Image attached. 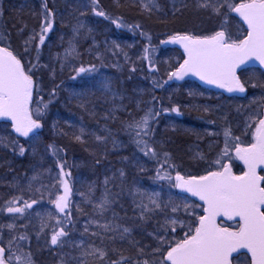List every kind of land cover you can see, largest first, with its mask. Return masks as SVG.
Returning <instances> with one entry per match:
<instances>
[{
	"label": "rangeland",
	"instance_id": "rangeland-1",
	"mask_svg": "<svg viewBox=\"0 0 264 264\" xmlns=\"http://www.w3.org/2000/svg\"><path fill=\"white\" fill-rule=\"evenodd\" d=\"M19 1L10 0L12 6L15 3H19ZM54 1L53 8L59 11L58 4L56 0ZM57 1L59 4L63 3L61 7L65 9V12L61 13V18L64 22L61 28L55 27L52 30V34L55 33L60 44L57 46L53 45V41L55 42L56 38L48 31L45 35L53 37L54 40L47 44V48L43 53L40 51L34 52L33 49L38 42V38L44 36L42 33L44 34L45 31H42L43 25L36 23L38 22V18H35V22L33 20L34 16L32 17V15H29L30 12H28V17H32V21L36 25L34 28L33 23L26 21V25L18 32L21 42L18 45L20 52H17L24 59L27 67L36 68L38 77L42 81L41 87L45 88L46 93L51 94V92L55 91V96L59 95L61 89L67 85L70 67L74 64L76 66L77 64H81V62H78L81 49L78 42H83L84 44L87 40H92L95 33L92 25L99 27V23L94 24L92 22L93 15L89 12L93 10L90 8L91 5L88 2L84 0ZM132 1L140 3L143 9L148 12L161 10V0ZM198 1L202 8L207 11L209 10L204 6L217 8L215 12H210L213 16L224 20V13L227 10L230 11L233 6L230 0ZM26 2L27 0L23 1V3ZM170 3L171 11H176L178 9V2L175 0ZM13 10L14 7H12L11 11ZM95 16L97 15L95 14ZM70 21L72 22L73 38L77 39L76 44H73L72 41L70 44H67L66 36L68 31L66 30ZM225 26H229L233 31L232 40H242L246 35L242 25L234 19H226ZM116 28L117 34L115 38L123 40L122 48L118 49L116 55L120 56L121 50H125L124 63H128L130 60L133 61V58L134 64L142 62V51L137 49V45L134 42L127 40L126 37L123 38L119 34V27L116 26ZM107 29L108 32L112 31L111 27ZM1 39L2 34L0 33ZM93 41L91 42L92 44L95 43ZM95 49L99 50V45H96ZM102 55V53H99L100 58ZM41 57L43 60L39 62L38 59ZM161 59L169 75L180 65L182 55L177 51H169ZM109 65L111 69H114V72H110L107 75L104 81L105 84L98 85V88L101 87L100 90L111 91L108 85L113 80H115V87L118 83H123L121 80L122 75H127L128 81L131 82V74L122 70L121 67L123 65L120 62ZM93 73L95 80L100 81L99 70L96 69ZM131 73H136V67H132ZM137 77L144 85L141 88H136L132 83L130 89H133L134 94H136L135 96H137L134 101H139V95H142L145 89L151 90L149 83L146 84L142 75ZM242 79L251 90L250 96L244 100L225 99L216 92L200 88L193 82H188L183 85L170 86L164 91V96L170 95L171 101H174V104L177 103V105H134L136 109H141L140 111L148 107L151 117L147 120L144 116L143 123L133 126L137 134L135 136H143V139H145L137 140V142L141 144L145 143V145L141 152L137 150V154L135 152L133 156L130 154L124 158L119 156V153L126 149L125 146L127 144L125 142L120 143L114 140L116 142L113 146L106 143L100 144L102 141H107V143L112 142V133H106L104 138H100L99 135L101 133L92 131L93 135L91 134V138H88V142L90 141L88 148L91 150L89 158H92V162H89V165H97L98 167L99 163H94L96 159H100L104 164H102L100 171H97V168L93 167L96 171V176H92L89 179L84 177L83 183H81V178L78 179L80 188H83V192H85L84 194L82 193V197H80L81 194L79 195V199L83 200V206H87L85 211L91 219L88 221L86 219L84 224L81 225V230L72 231L74 236L83 234L84 238L82 240H68L65 246L69 247V250L65 254L59 255L58 259L53 255L54 250L52 248L55 241L53 233L59 224L57 223L53 207L55 208L54 205L58 201L59 191L56 185L60 181V175L54 172L53 167L58 166L62 161L56 157V153L44 147L43 136L36 137L31 140L27 147L23 148L13 139L7 126H0V137H8L11 145L13 144L16 147V151L11 146L7 148L8 154L11 155L7 163L10 165L13 162L12 155L18 156V159L22 160L18 165V169L25 170L29 174L27 173L23 176L22 172H20L19 183L21 186H26L27 194L31 193V198L29 197L31 201L26 199L25 203L21 199H15L13 202H9L10 205L4 210L10 198H15V194L12 193L10 197L12 185L6 183L3 178H0V189L5 192V194L0 192V215L7 212L13 215L15 214V210H24V215L9 219H19L28 223V219L31 217L32 220L38 223V235L35 236L33 241L28 238V241L22 244L19 250L25 251L27 254L30 253L29 255H33V252L36 253L34 260L35 262H42L41 264H133L135 262L134 259L129 257L132 253L134 255L138 253L146 254V256L152 259L150 264H164L163 257L166 251L179 242L184 241L196 230L197 219L201 217L203 209L190 198L180 196L174 191L171 179L174 171L172 173H168V171L170 167L177 163L179 164V162L174 163L172 161H176V156L173 153L168 155L163 153V142L167 138V133L171 134L170 131H167L181 128L185 132H191L194 144L188 149L181 148V154L182 158L190 159V164H194L192 168L202 171L207 166L217 167L219 165L217 170H220L226 161H231L232 157L230 153L232 148L236 146V142L234 144L232 141H228L231 140L229 138L231 137V131L237 134L243 144L248 145L250 134L262 117L264 104V77L262 73L254 68L249 69L242 73ZM83 83L89 82L83 81ZM78 90L79 88H75L72 93ZM131 97L129 99H132ZM68 99L70 98L68 97ZM65 102H60V104ZM80 102L86 103V100ZM66 105L73 104L72 102H66ZM154 107H158L159 111L155 112ZM189 111L198 115L192 117ZM36 113H39L38 116L43 118L46 124L48 123L47 133L50 136H55L56 130L64 129L65 125H67L61 122L59 119L60 114L55 110L36 109ZM93 119L95 120V118L91 117L88 120ZM104 120L109 121V118L105 117ZM80 121L81 119H77L74 125H82ZM146 126H149V128L147 129ZM225 129L230 131L226 132ZM102 130L105 133L106 130ZM200 132L204 134L202 139L197 137V133ZM118 135L121 137L120 132ZM225 135L228 136V140L223 139ZM219 156H221V160ZM225 157H227L226 160L222 161ZM83 158L85 157L81 159ZM57 162H59L58 165ZM84 162L85 160H76L73 163L78 168L81 166L83 169L87 165ZM111 162L115 164L113 168L108 167ZM127 167L144 175L141 179H138L137 176L133 177L134 181L130 188L128 187L129 183L126 181ZM78 168H76L77 171ZM234 168L237 172H241L238 165H234ZM161 171L164 172L161 173ZM121 187L129 190L128 196L119 197ZM110 191H114L115 193V203L113 204L110 202L109 197L104 196V194H110ZM99 194L100 196L103 195V197H98ZM86 198L89 201H85L84 199ZM80 200L79 203H81ZM29 202L42 204V208L38 209L36 214L33 212L37 217L28 211L27 205ZM14 205L17 206V209L13 208ZM102 216L105 218L100 219ZM132 218H136L140 222H146V225L154 223L158 227L162 226L163 231L150 232L151 229L147 228L146 232H138L136 227L126 224L131 222ZM158 219L163 222V225H160L161 222ZM47 220L50 222H46ZM11 222L12 226L6 225L12 230L16 222ZM62 225H64V222ZM47 231L51 232L49 238L47 235H44ZM2 233L3 229L0 226V244L5 248L19 245L18 231L13 232L11 237H5ZM29 234V231L20 232L19 236L27 238ZM137 246L140 252L136 249ZM50 250L52 260H47L45 253H49ZM121 253L126 255L122 259L119 256ZM112 256L116 259L111 261ZM17 257L15 256V258ZM241 260L239 263L236 261L235 264H245V262L249 264L247 259L246 261L244 259ZM23 261L25 262V259ZM10 263H13V261L10 260Z\"/></svg>",
	"mask_w": 264,
	"mask_h": 264
},
{
	"label": "water",
	"instance_id": "water-1",
	"mask_svg": "<svg viewBox=\"0 0 264 264\" xmlns=\"http://www.w3.org/2000/svg\"><path fill=\"white\" fill-rule=\"evenodd\" d=\"M233 15L248 32L239 44H228L224 33L205 39L179 36L162 43L164 49H177L184 56L171 83L193 80L229 98L247 96L239 73L250 66L264 73V0L239 5ZM34 90V80L26 75L22 62L0 47V122H11L13 132L25 140L42 131L30 110ZM233 155L244 169L241 176L229 164L200 178L174 176L177 193L189 196L204 210L194 236L169 250L167 264H233L241 254H247L251 264H264V118L252 146H238ZM221 221L240 227L222 228ZM5 255L0 246V264H8Z\"/></svg>",
	"mask_w": 264,
	"mask_h": 264
},
{
	"label": "bare ground",
	"instance_id": "bare-ground-1",
	"mask_svg": "<svg viewBox=\"0 0 264 264\" xmlns=\"http://www.w3.org/2000/svg\"><path fill=\"white\" fill-rule=\"evenodd\" d=\"M98 1V0H97ZM104 3L103 4H107L108 7L112 6L113 4H122V0H102ZM124 3L126 4H130L132 6H134L136 9V12H138L139 14H141V17H143L144 21H145V30L147 31V33L150 34H157L158 36H154L156 37L157 40H159V42L165 41L167 39L170 38H175V37H179V36H189L191 38L194 39H205L206 36L203 35H199V34H203L206 29L204 28H197V25H193V28L191 30V32H187V33H178V32H170L171 30L162 24L161 20H164V18L171 19L174 15H176L177 13H190L193 9V6L195 7L196 2L198 3V6H196V8L198 10H202L204 12H208L207 10L203 9L201 4L199 3L198 0H176L178 2V9L176 11H171V7H170V2L175 1V0H161L160 5H161V10H154L151 12L145 11L142 7V5L140 3H138L137 1H132V0H123ZM256 1H263V0H245V1H241L237 4H233L232 9L230 11H226L230 17V19H234L236 21H238L242 27L244 28L246 34L248 35L247 30L245 29L243 23L236 18L233 15V10L239 6V5H243V4H247V3H252V2H256ZM57 4H58V10L59 12H65V9H63L62 4H59V2L56 0ZM193 2V3H192ZM105 4V5H106ZM206 9H208L209 11H211L212 13L215 12L217 10V8H213L211 6H204ZM179 11V12H178ZM207 16L203 17V19L206 21L207 20ZM210 19V18H209ZM69 26L68 29L66 31H68L67 36H66V40H67V44H70L71 41L74 42V38H73V29H72V22H68ZM205 25V23H204ZM110 28L109 23L105 22V21H101V27H95L92 25V28L95 29V33H94V38L92 39V41L94 40L95 43L92 44L89 41H86L84 43V45L81 47L80 49V58L78 62H84L85 60L91 58L92 56V52L90 50V48L88 47L89 45L92 46V49L94 50L96 45H99V52L102 53V60H105L107 63L114 65L117 62H120L121 65H123L121 68L123 71L131 74L130 76V80L131 82L128 81V76H121V80L123 81V83H118V85L116 87L110 88L111 91L106 92L103 90H100L101 87L97 88V89H90V88H84L81 91V96L83 97V100H86V103H81L78 101H73V107L71 109V115H69V119L71 120L73 118V116L77 115L78 113H82L86 116L89 117H93L95 118L94 121H89L87 123V126L89 128L88 133H91V131L94 132H99L101 133L99 136L100 138H104L106 136V133L111 134L112 133V137L111 139L113 140L110 143H107L102 141L100 144H109L110 146H113L114 143L120 142V143H124V141L121 140V137L118 135V133L120 132V128L119 127H115V124H118L120 126L126 125V121H132L133 119H136V121H139V119H141V122L143 123L144 121V116L146 117V119L148 120L151 115H149V108H144L143 111H140L141 109H136L134 105H177L174 104V101L172 102L170 99V95H166L164 96V91H166L167 88H169L170 86H174V85H170L168 84V80L170 77V74L168 75V71L166 70L165 67L162 68V72L163 74L166 76V80L167 82H165L162 86V88L160 90L155 89L153 86H150L151 90L149 89H145L144 93L141 95H139V101H134L135 98H137V96H135L136 94H134V90L130 89V87L132 86V83L135 85L136 88H141L143 87V82L137 77L142 75L141 73L138 72V70L136 69V73H131V69L132 67H136V64L133 63V61L130 60L128 61V63H124L123 62V57L126 54L124 51L125 50H121V55L118 56L116 55V53L118 52V49L122 48L123 45V40H118L115 38V35L113 32H108L107 28ZM201 27V26H200ZM71 28V29H70ZM108 32V33H106ZM197 34V35H195ZM92 38V37H91ZM127 40H130L129 38H127ZM93 41V42H94ZM228 44H230L229 42H227ZM139 47H141L142 43L141 41L138 42ZM95 56V60H97L99 58V54H97L96 52H94ZM76 60V58H75ZM255 69V66H250L248 68H246L245 70H243L242 72L239 73V78L241 81H244L242 79V73H244L245 71L249 70V69ZM76 71V68L74 66L70 67L69 73H74ZM125 74V73H124ZM263 77L264 74L262 73ZM146 81V76L142 75ZM144 79H142L144 81ZM148 82H146L147 84ZM86 91V92H85ZM167 93V92H166ZM165 93V94H166ZM181 95V94H180ZM132 96V99H129V97ZM91 99V100H90ZM69 101L68 99L66 100V102ZM170 107V106H169ZM123 111H126L125 113H121ZM191 113L192 117H196L198 114H195L191 111H189ZM73 115V116H72ZM124 115V117H123ZM156 116V114H154ZM111 116V117H110ZM158 116V114H157ZM105 117L109 118V121L104 120ZM146 128L148 129L149 126H146ZM145 128V129H146ZM105 129V133H103V130ZM171 132L170 135H168L167 139L163 142V153L165 155L171 154L172 153V147L174 145H177L178 147H182L185 149H188L191 147V145L194 144L193 141V137L191 135V132H185L183 131L181 128H175V129H170L167 132ZM225 131H230L228 129H225ZM230 133V132H229ZM78 136V135H75ZM79 137H83V135H79L77 138ZM197 137L199 139H202L204 137L203 132L197 133ZM71 139H76V137L71 136ZM231 140H228V136H224V140H228V141H232V142H236V144L241 143V139L237 136V134L233 133L231 131V137H229ZM250 138H254V133L250 134ZM116 140V141H114ZM227 141V142H228ZM198 146V145H197ZM91 150H87V152H90ZM85 167L82 169V167L80 166L78 168L77 173L83 177H86L87 179L92 178V176H96V171L93 167L97 168V171H100L99 165L97 167L96 166H90L89 162H92V158H88L86 161ZM84 162V163H85ZM95 164L99 163V160L96 159L94 161ZM101 164H104V162H101ZM229 164L231 166L234 167V165H238L240 168L242 167V164L240 162H238L237 160H231L229 161ZM115 164L114 162L109 163L108 167H114ZM192 167H194V164H185L182 166L181 171H188L190 170ZM7 168L6 166H2L0 167V171ZM236 176H241L238 173H234ZM4 180L5 178L2 177ZM18 174H16L15 176H13L12 178V186H13V190L14 192H16L17 189V185H18ZM5 182L7 183V181L5 180ZM0 192H2V194H5V192L0 189ZM114 191H110V194H104V196L110 197L111 195H113ZM98 197H103L99 196ZM8 208V206H5L6 210ZM105 218L104 216H102L100 219ZM162 225L163 222L158 219ZM11 221H15L16 225L14 226V229H10L8 225L12 226V222ZM48 222V221H47ZM0 226H2L3 229V235L5 237H11V235L13 234V232L15 231H19V232H26L29 231V238L31 241H33L35 239V236L38 235V223L35 220H32L31 217H29L28 219V223H25L23 220H11L9 218H5V216L2 214L0 215ZM44 226V225H43ZM44 235H51L50 231H47L44 233ZM10 239V238H9ZM111 246H113V244H111ZM33 255L29 256V260L32 264H35V260L34 257H36V253H32Z\"/></svg>",
	"mask_w": 264,
	"mask_h": 264
},
{
	"label": "trees",
	"instance_id": "trees-1",
	"mask_svg": "<svg viewBox=\"0 0 264 264\" xmlns=\"http://www.w3.org/2000/svg\"><path fill=\"white\" fill-rule=\"evenodd\" d=\"M5 1L4 11L5 15L2 14L0 9V25L3 27V33H6L7 38L0 40V44L4 47H7L15 52H20L19 50V42L20 40L17 38V32L21 30L24 25H26V21H29L30 23H33L32 17L38 18V22H48V25L50 23L59 22L58 19H53V6L55 4L54 0H32L33 6L31 5V8L28 10L23 9L24 3L23 1H19V3H15L14 6H12V3L10 0H1ZM232 4H237L241 1L245 0H230ZM104 2L102 0H92V4L95 8V13H99V15L102 16V18H99V21H105L109 23L112 31L116 32L117 27H119L120 35L124 38L131 39L132 42H134L137 45V49L142 51L143 59L142 62H138L136 64V69L139 73L146 76V82L149 83L150 86H153L155 89L160 90L165 82L167 80L165 79L166 76L162 72V68L164 67V62L162 61L161 57L164 53L159 48V40L156 39L154 36H158L157 34H150L147 33L145 30V21L143 17H141V14L136 12V8L130 4L124 3L122 0V4H113L112 6L108 7V5L103 4ZM193 3V2H192ZM198 6V3L195 4ZM196 6H193L192 11L189 13H180L174 15L171 19L164 18V20H161L162 24L167 26L171 31L170 32H178V33H187L191 32L193 25H197V28H204L206 31L203 34L199 35H211L212 33L218 32V31H225L227 33H232V29L229 26H225V20L229 19L230 17L227 12L224 13L225 20L221 19L220 17L213 16L210 11L204 12L202 10H198ZM12 7H14V10L11 11ZM2 8V9H3ZM10 12V13H9ZM28 12H30L29 15H32V17H28ZM59 13V11H57ZM55 12V13H57ZM179 12V11H178ZM60 14V13H59ZM10 15V17H8ZM207 16V20L205 21L203 17ZM210 18V19H209ZM26 19V20H25ZM35 22L36 20L33 19ZM13 22V23H12ZM205 23V25H204ZM35 23H33V27H35ZM30 26V25H29ZM201 26V27H200ZM197 35V34H195ZM141 41L142 45L139 47L138 42ZM104 66L100 65L98 69H103ZM156 106V105H155ZM154 111H159L158 107H154ZM79 116V115H78ZM124 117V115H123ZM140 123L136 121V119H133L132 121H126V125L120 126L118 124H115V127L120 128V134H121V140L124 141L127 144L125 146L126 149L122 150L120 152V157H127V155H135V152L137 154V150H142L141 146L144 148L145 143H139L137 140H145L143 139V136H135L136 131L133 128L136 124H141V119H139ZM62 138L56 137L54 139L48 140V149L49 150H57L58 153L61 155H56V157H63L65 155L67 156H79V157H87L89 156L90 152H87L89 150L88 148V139L83 136L77 138L79 133L71 132V133H62ZM78 135V136H75ZM170 135L167 133V137ZM74 136L76 139H71L70 137ZM135 136V137H134ZM145 137V136H144ZM167 139V138H166ZM122 148V147H121ZM172 153L176 156V161L172 160L174 163H177L176 165H173L171 167L172 170H178L180 172V166H183L185 164L190 163V159L182 158L181 154V148L177 145H174L172 147ZM144 150V149H143ZM193 169L191 168L186 172V174H190V172ZM163 173V172H162ZM168 173H170L168 171ZM144 177L141 173L136 172V170L131 169L130 167H127V173H126V181L129 183V188L133 184V177ZM120 183V182H119ZM125 193V194H124ZM129 195V190L126 188H120V194L119 197L123 198L124 196ZM135 221V222H134ZM157 223V222H156ZM130 226L136 227L138 229V232H146L147 228L151 230H159L160 227L158 225L148 224L146 225V222H140L136 218H132V221L129 223ZM136 249L139 251V247L137 246ZM133 264H150L151 258L146 256V254L139 253L138 256L134 258Z\"/></svg>",
	"mask_w": 264,
	"mask_h": 264
},
{
	"label": "flooded vegetation",
	"instance_id": "flooded-vegetation-1",
	"mask_svg": "<svg viewBox=\"0 0 264 264\" xmlns=\"http://www.w3.org/2000/svg\"><path fill=\"white\" fill-rule=\"evenodd\" d=\"M76 158H78V156H76ZM14 159V157H12V160ZM3 163H7V160L5 159H1L0 160V164ZM75 166V165H74ZM1 167V166H0ZM75 168H78L77 166H75ZM7 170V173H12V169H3L0 171V178L5 177V171ZM15 172H18V170H16ZM11 176H15L14 174H11ZM81 178L82 181L84 180V177L79 175L78 173L76 174V179ZM81 181V183H82ZM78 183L79 181H77L74 185H65L63 188V192L61 193V196L58 198L57 203L54 205L55 206V216L57 217V221H61L63 219H67L71 217V206L73 204V197L76 194V192H78ZM83 193V189L81 194ZM27 207H29V205H27ZM31 209V208H30ZM32 211V209H31ZM24 210H17L16 211V215L20 216V215H24ZM63 234L62 230L60 231H56V235L57 237H60ZM56 243L58 241V238H56Z\"/></svg>",
	"mask_w": 264,
	"mask_h": 264
}]
</instances>
